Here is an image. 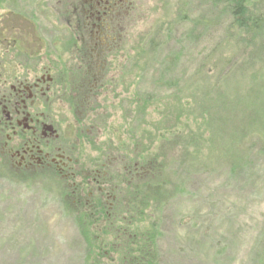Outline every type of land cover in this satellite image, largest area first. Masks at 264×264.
<instances>
[{"label": "rangeland", "instance_id": "374dc122", "mask_svg": "<svg viewBox=\"0 0 264 264\" xmlns=\"http://www.w3.org/2000/svg\"><path fill=\"white\" fill-rule=\"evenodd\" d=\"M179 1L139 0L140 18L114 41L120 48L107 58L105 87L87 118V128L100 130L95 152L105 147L112 157L140 160L150 171L143 182L163 185L170 196L157 212L133 219L142 242L121 243L127 219L91 225L62 185L24 180L0 166V264H264V65L235 73L242 52L227 38L231 20L209 0H188L185 23L171 27L160 47L141 48L142 36L151 39L174 19ZM250 3L264 13V0ZM235 91L229 101L240 104L263 94L247 104L256 115L236 128L234 118L217 125L201 117L211 93ZM183 102L190 103L184 113ZM244 130L249 137L232 152ZM154 172L161 181H150ZM110 184L124 201L128 184ZM107 227L104 236L94 230Z\"/></svg>", "mask_w": 264, "mask_h": 264}, {"label": "flooded vegetation", "instance_id": "af4514ba", "mask_svg": "<svg viewBox=\"0 0 264 264\" xmlns=\"http://www.w3.org/2000/svg\"><path fill=\"white\" fill-rule=\"evenodd\" d=\"M138 10L139 0H0V166L62 185L73 209L89 211L99 227L126 219L110 182L126 175L132 186L150 173L122 152H95L100 130L87 128L107 58L120 48L114 41Z\"/></svg>", "mask_w": 264, "mask_h": 264}, {"label": "trees", "instance_id": "16d2710c", "mask_svg": "<svg viewBox=\"0 0 264 264\" xmlns=\"http://www.w3.org/2000/svg\"><path fill=\"white\" fill-rule=\"evenodd\" d=\"M214 5L222 4L224 7V13L227 14L231 20V23L228 27V40L233 41L234 48H238L240 52H242L239 60L236 63L235 66V73L239 71L242 73V75L245 72L253 71L257 66H263L264 65V13L261 11V8H258V6H252L250 3V0H209ZM186 2L188 0H182L177 3H180L179 5L176 4L175 8V14L173 20H167L166 23H163L160 25V27L155 31L152 35V38L149 39L148 36H142L141 38V48L149 47L151 49H155L160 47L164 42H166L167 38L170 37V29L177 23H185V20L187 19L185 7ZM262 5V3H261ZM185 12V13H184ZM183 13V14H182ZM174 14V15H175ZM149 40V41H148ZM227 58L224 54V58H220L219 62H223ZM138 59L137 56L134 57V60ZM228 61V60H227ZM263 71V69H259L255 72L254 76L258 77L260 76V73ZM232 74L228 76L227 78H231ZM200 82V81H199ZM202 85V84H198ZM232 85L227 84L226 88L231 87ZM201 86L197 90L196 94H198L199 91H201ZM217 91V88L215 89ZM238 90V89H237ZM236 90V91H237ZM236 91L233 93H229V96H223L220 98H216V94L211 93V96L209 97V100L206 104L205 110H204V117L205 119L211 118V121L214 124L217 125H225V121L227 122L229 119L234 118L233 122L235 124H231L234 128L236 126L238 127L239 124L244 122L248 119L249 116L256 115V111L252 110L250 106H247V104L255 99L259 98L260 96L263 97V94L254 96L253 98H248L246 104L241 103L240 100L229 101V99L234 98L236 95ZM236 102V103H235ZM189 102H183L182 109L183 112H185V107L189 105ZM175 105V104H173ZM241 109L243 111L237 112L235 109ZM249 107V108H248ZM169 111L171 108H166ZM248 109V111H247ZM146 111V107L144 109ZM238 119V120H235ZM169 120V118H167ZM171 122H169L170 124ZM167 129V127H164ZM160 129L158 130V138L162 139V135L160 136ZM244 132H246L244 130ZM249 137L248 132H246L240 139L238 143V147H232V152L238 153L239 146H243V142L246 140V138ZM231 147L226 148V151H229ZM158 172H154L149 177H152V180L161 181L158 178ZM129 181H125L124 183L128 184ZM128 186V185H127ZM129 189V190H128ZM165 187L163 185H153L145 184L143 180L141 179L139 182H136L135 184H132V186H128L126 193V198L124 199L126 210H125V216L126 217V223L127 228L124 229L125 231H120V234L122 235H128L125 238H131L132 241H128L125 238H120L122 240L121 243L124 242V244H129V246L134 247L133 245L142 242L139 241V235L132 232L133 229L137 224H134L133 219L136 218V216H140L141 213L147 212V210L152 209L154 211H158L161 206H165L167 201H169L170 196L167 197L166 192H164ZM103 205V204H102ZM81 216H85L86 220H89L91 222V225H93L94 220L90 216V212H84L81 211ZM101 220V219H100ZM84 221V220H82ZM99 227V226H98ZM89 231V227H87ZM94 230L100 232L102 230L103 236L110 232L109 227L107 228H94ZM132 232V233H130ZM87 233V232H86ZM140 234V233H139ZM107 235V234H106ZM96 237V236H92ZM88 235H86L85 239H88ZM99 239V237H96ZM104 239V238H103ZM121 245V244H120ZM127 250V248H124V251ZM146 261V259H144ZM100 261V259H99ZM138 264L142 262V259H138ZM147 264H150L149 261H147Z\"/></svg>", "mask_w": 264, "mask_h": 264}]
</instances>
